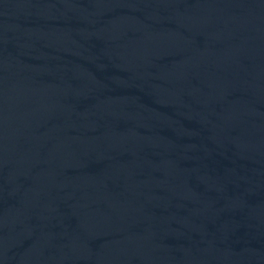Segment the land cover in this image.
<instances>
[{
    "label": "water",
    "instance_id": "obj_1",
    "mask_svg": "<svg viewBox=\"0 0 264 264\" xmlns=\"http://www.w3.org/2000/svg\"><path fill=\"white\" fill-rule=\"evenodd\" d=\"M0 264H264V0H0Z\"/></svg>",
    "mask_w": 264,
    "mask_h": 264
}]
</instances>
